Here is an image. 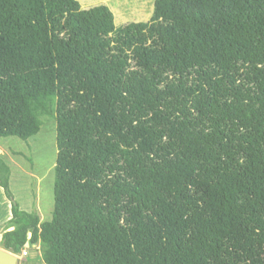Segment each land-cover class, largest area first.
<instances>
[{
    "label": "trees",
    "instance_id": "1",
    "mask_svg": "<svg viewBox=\"0 0 264 264\" xmlns=\"http://www.w3.org/2000/svg\"><path fill=\"white\" fill-rule=\"evenodd\" d=\"M55 112L54 210L0 247L49 264H264V0H0V137ZM11 230H8L11 228Z\"/></svg>",
    "mask_w": 264,
    "mask_h": 264
},
{
    "label": "rangeland",
    "instance_id": "2",
    "mask_svg": "<svg viewBox=\"0 0 264 264\" xmlns=\"http://www.w3.org/2000/svg\"><path fill=\"white\" fill-rule=\"evenodd\" d=\"M78 1L83 8L97 4L107 5L114 14L116 26L130 21L148 20L154 4V0ZM55 116V112L42 116L40 131L28 139L16 136L0 137V154L4 156L11 170L10 190L14 199L23 210L39 209L45 220H50L54 210L57 156ZM40 222H43L41 218ZM37 245L41 248V243Z\"/></svg>",
    "mask_w": 264,
    "mask_h": 264
},
{
    "label": "crops",
    "instance_id": "3",
    "mask_svg": "<svg viewBox=\"0 0 264 264\" xmlns=\"http://www.w3.org/2000/svg\"><path fill=\"white\" fill-rule=\"evenodd\" d=\"M11 205L10 201L6 198L3 189L0 187V240L2 233L5 231V222H7L11 218ZM42 221H48L45 220V218H42V215L39 211V209L36 210ZM52 218V217H51ZM50 218V220H51ZM44 219V220H43ZM9 228L8 230H11ZM38 243H41V248L38 247V245H32V246H26L27 254L25 256L21 254L17 255V264H49L46 263L43 260V254L45 249L47 248V245L43 243L42 241H39ZM42 243L44 245H42Z\"/></svg>",
    "mask_w": 264,
    "mask_h": 264
},
{
    "label": "water",
    "instance_id": "4",
    "mask_svg": "<svg viewBox=\"0 0 264 264\" xmlns=\"http://www.w3.org/2000/svg\"><path fill=\"white\" fill-rule=\"evenodd\" d=\"M17 255L0 247V264H17Z\"/></svg>",
    "mask_w": 264,
    "mask_h": 264
},
{
    "label": "clouds",
    "instance_id": "5",
    "mask_svg": "<svg viewBox=\"0 0 264 264\" xmlns=\"http://www.w3.org/2000/svg\"><path fill=\"white\" fill-rule=\"evenodd\" d=\"M35 245H36V244H35ZM23 250H26V246L22 248V250L20 251L19 254L23 255V254H22V251H23ZM26 252H27V250H26ZM23 256H25V255H23Z\"/></svg>",
    "mask_w": 264,
    "mask_h": 264
},
{
    "label": "built area",
    "instance_id": "6",
    "mask_svg": "<svg viewBox=\"0 0 264 264\" xmlns=\"http://www.w3.org/2000/svg\"><path fill=\"white\" fill-rule=\"evenodd\" d=\"M22 254H23V255H26V254H27L26 250H23V251H22Z\"/></svg>",
    "mask_w": 264,
    "mask_h": 264
}]
</instances>
